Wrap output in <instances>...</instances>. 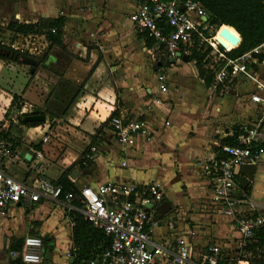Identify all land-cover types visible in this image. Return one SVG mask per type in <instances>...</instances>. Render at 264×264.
<instances>
[{"label": "crops", "instance_id": "1", "mask_svg": "<svg viewBox=\"0 0 264 264\" xmlns=\"http://www.w3.org/2000/svg\"><path fill=\"white\" fill-rule=\"evenodd\" d=\"M136 5L137 0H11L10 19L36 22L60 16L63 26L59 45L43 35L29 37L32 47L25 51L38 59L37 65L0 59V135L16 154L0 157V168L32 184L37 163L51 181L70 167L67 177L74 190L104 181L157 184L164 196L156 212L165 221L153 230V244L173 242L177 234L192 230L189 240L195 249L219 242L226 264H249L235 260L240 247L234 217L264 215V189L257 188L264 154L252 174L238 169L239 191L253 205L237 204L233 216L214 208L213 176L204 167L223 154L224 146L233 145L224 139L235 128L238 143L241 124L262 115L264 109L250 96H264V90L244 77L207 86L186 54L170 59L154 41L146 44L145 34L128 18ZM13 34L3 27L0 40L7 36V43ZM258 55L249 68L264 84V58ZM158 72L165 75L166 92L158 89ZM28 113H41L44 119L39 124L22 121ZM113 115L145 120L148 131L121 144L110 124ZM261 127L264 131V123ZM9 136L20 145L12 149ZM92 145L97 147L93 153ZM72 225L60 199L9 204L0 214V264L17 258L10 251L19 249L16 241L27 235L42 239L41 261L31 264H72Z\"/></svg>", "mask_w": 264, "mask_h": 264}, {"label": "built area", "instance_id": "2", "mask_svg": "<svg viewBox=\"0 0 264 264\" xmlns=\"http://www.w3.org/2000/svg\"><path fill=\"white\" fill-rule=\"evenodd\" d=\"M138 32L150 37L158 48L170 59L181 54L188 55L190 48L196 45L203 53L202 64L210 69L212 83L228 84L236 77L253 80L258 88L264 90V84L254 78L249 65L257 60V55L264 53V41L244 53L230 57L216 41V35L225 25H211L205 9L192 0H137V5L128 15ZM211 31H208V29ZM20 40L7 42L12 47L29 50L32 47L29 37L18 36ZM193 62H195L193 60ZM165 75L157 73L158 89L166 92ZM250 99L264 109V96L253 93ZM159 103L160 98L153 99ZM264 112L251 124H241L242 133L238 143L223 147V154L205 165V171L212 177L211 201L217 211L233 216L235 206L250 203L247 194L239 191L236 174L244 164H255L264 154L260 147L264 141ZM114 136L121 144L129 143L135 136L145 134L148 126L145 120L125 121L119 115L110 117ZM1 130V127H0ZM92 153L97 150L90 147ZM16 157L10 149V142L0 135V157ZM93 155H88L92 157ZM37 163L38 171L34 183L25 184L0 168V214L9 204L32 203L40 198L60 199L66 209H77L83 213L94 227L101 229L109 237L110 245L96 257L98 264H218L224 259L223 244L211 242L199 251L189 240L192 230L179 233L173 242L162 245L151 242V234L165 220L157 214V205L162 201L164 190L157 184L137 186L133 183L99 182L92 187L83 185L74 191H65L62 187L43 176ZM125 163H123L124 165ZM77 199L81 204H72ZM235 229L239 234V247L253 237L255 231L264 227V215L242 214L234 217ZM42 239L27 235L19 249L11 250L12 257L20 258L24 264L41 261ZM237 256V254H236Z\"/></svg>", "mask_w": 264, "mask_h": 264}, {"label": "trees", "instance_id": "3", "mask_svg": "<svg viewBox=\"0 0 264 264\" xmlns=\"http://www.w3.org/2000/svg\"><path fill=\"white\" fill-rule=\"evenodd\" d=\"M198 2L207 12L208 21L211 25H225L231 27L237 34V42L232 45L226 54L230 57L238 56L252 47L264 41V0H192ZM63 26L62 17H42L36 22H23L11 18L6 28L11 30L16 37L19 35H43L50 44H61V33ZM14 34L11 38H16ZM153 39L146 37V44L151 45ZM222 48V47H221ZM21 54H29L25 50L15 49L4 41L0 40V59L20 62ZM203 53L194 45L190 48V53L185 56L186 60H194L195 66L204 83L209 86L213 80L210 69H206L202 64ZM259 59L264 58V54L258 55ZM16 100V95L11 98V104ZM39 124L38 122H30ZM239 130L234 129V134L224 139L227 144H236ZM8 135L4 133V136ZM11 148L20 145V141L9 136ZM76 163H81L77 160ZM70 167L65 169L53 182L62 187L61 196L65 191H74L67 177ZM72 204L80 207L77 199H73ZM68 215L73 225L71 230L72 241V264H90L96 257L109 248L110 240L104 232L94 227L91 221L79 210L69 209ZM22 239L16 241L15 247L20 248ZM244 260L249 264H264V227L258 228L253 237L246 240L237 252L235 260ZM222 259L218 264L226 261ZM9 264H24L20 258L10 260Z\"/></svg>", "mask_w": 264, "mask_h": 264}, {"label": "water", "instance_id": "4", "mask_svg": "<svg viewBox=\"0 0 264 264\" xmlns=\"http://www.w3.org/2000/svg\"><path fill=\"white\" fill-rule=\"evenodd\" d=\"M216 41L223 48H228L237 42V35L233 34L227 28H222L216 35ZM19 60L28 65H37L39 63L38 59L32 55L21 54ZM22 121L38 122L44 119L41 113H28L21 117ZM255 168V164H244L242 166V171L246 174H252ZM252 177V175H251Z\"/></svg>", "mask_w": 264, "mask_h": 264}, {"label": "rangeland", "instance_id": "5", "mask_svg": "<svg viewBox=\"0 0 264 264\" xmlns=\"http://www.w3.org/2000/svg\"><path fill=\"white\" fill-rule=\"evenodd\" d=\"M11 0H0V33L3 32V27H6L5 23L7 21H9V13H10V9H9V5H10ZM208 31H211V29L209 28ZM7 36H3L1 40H5ZM9 41V40H6ZM40 55V54H39ZM37 55V56H39ZM258 179L259 180V184L257 185V188L259 189H264V173H259L258 174ZM262 180V182H261Z\"/></svg>", "mask_w": 264, "mask_h": 264}, {"label": "bare ground", "instance_id": "6", "mask_svg": "<svg viewBox=\"0 0 264 264\" xmlns=\"http://www.w3.org/2000/svg\"><path fill=\"white\" fill-rule=\"evenodd\" d=\"M225 28H227L229 31H231L232 33L234 32V30L231 27L225 26ZM234 34V33H233ZM237 35V34H235Z\"/></svg>", "mask_w": 264, "mask_h": 264}]
</instances>
